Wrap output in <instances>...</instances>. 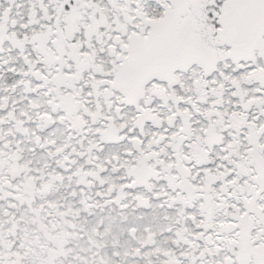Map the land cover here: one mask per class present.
I'll list each match as a JSON object with an SVG mask.
<instances>
[{
	"label": "snow or ice",
	"instance_id": "obj_1",
	"mask_svg": "<svg viewBox=\"0 0 264 264\" xmlns=\"http://www.w3.org/2000/svg\"><path fill=\"white\" fill-rule=\"evenodd\" d=\"M0 264H264V0H0Z\"/></svg>",
	"mask_w": 264,
	"mask_h": 264
}]
</instances>
